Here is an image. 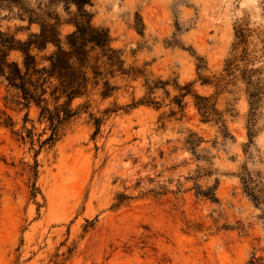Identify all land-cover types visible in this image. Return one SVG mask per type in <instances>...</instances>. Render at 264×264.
Here are the masks:
<instances>
[{"label":"rangeland","instance_id":"1","mask_svg":"<svg viewBox=\"0 0 264 264\" xmlns=\"http://www.w3.org/2000/svg\"><path fill=\"white\" fill-rule=\"evenodd\" d=\"M85 8L130 73L109 78L108 97L100 85L75 98L53 144L42 143L51 130L40 109L15 103L0 76V264H264V203L240 178L247 167L264 190V91L252 105L244 74L264 67V0ZM29 9L59 16L62 40L75 29L72 0H0V31L39 32ZM196 93L222 121L203 120ZM197 184L216 186L218 200Z\"/></svg>","mask_w":264,"mask_h":264},{"label":"trees","instance_id":"2","mask_svg":"<svg viewBox=\"0 0 264 264\" xmlns=\"http://www.w3.org/2000/svg\"><path fill=\"white\" fill-rule=\"evenodd\" d=\"M72 1L77 5V12L66 22L73 23L75 29L64 40L61 38L62 23L59 16L53 17L55 22H49L45 17L35 16L31 9L24 18L28 19L30 25L39 23V32L31 33L26 40H22L15 34L0 31V76L7 82L8 89L14 91L15 103L28 109L33 105L40 109L39 118L45 120L51 130L50 135L42 141L44 144L57 141L64 126L76 116L77 110L72 107L75 98L86 96L100 85L101 95L108 97L116 89L109 78L118 71L130 73L123 67L119 51L111 46L108 30L93 26V14L85 8L87 4H92V0ZM49 44H54L55 50L50 55H40ZM13 51L21 53V60L10 58ZM263 72L264 67L244 70L252 105L258 104L264 91ZM194 96L203 120L222 121V115L211 103L210 97L198 93ZM249 136L248 146L253 142L252 129ZM199 141L193 132L187 139L193 150ZM240 178L251 199L257 204H263L264 190L259 174L244 167ZM216 188L213 186L205 189L197 184L196 194L217 201ZM258 262L255 258L248 264Z\"/></svg>","mask_w":264,"mask_h":264}]
</instances>
